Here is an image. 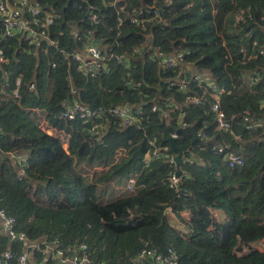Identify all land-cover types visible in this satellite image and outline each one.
I'll return each mask as SVG.
<instances>
[{"label": "trees", "instance_id": "1", "mask_svg": "<svg viewBox=\"0 0 264 264\" xmlns=\"http://www.w3.org/2000/svg\"><path fill=\"white\" fill-rule=\"evenodd\" d=\"M27 1L55 17L50 32L58 48L7 42L8 92L22 80L20 103H5L0 94V209L15 218L16 230L30 242L60 240L69 255L85 243L91 259L108 264H128L146 244L162 255L173 249L180 264H264V252L252 248L264 241V58H246L250 42L264 44V0ZM155 10L159 18L153 20ZM86 38L126 62H115L109 74L97 78L82 74L60 50L81 52ZM175 52L184 53V62L165 69L162 58ZM184 70L203 84L191 82L187 91L172 86ZM33 83L36 91L29 90ZM209 83L225 90L221 104L230 133L216 129L207 95L201 105L186 101L187 94L210 93ZM72 89L81 104L107 112L99 135L91 134L90 124L61 118ZM124 104L144 109L141 124L123 126L108 113ZM153 106L159 110L153 112ZM25 110L45 111L70 141L44 129L69 141L68 148L25 120ZM255 123L262 126L246 129ZM173 134L177 147L188 146L177 165L186 175L180 191L170 188L176 170L166 160L144 165L152 142L171 153ZM226 144L243 156L242 166L229 167L225 153H218ZM20 159L27 161L24 169ZM75 162L103 170L89 183ZM131 177L137 179L134 192L118 195L117 188H125ZM109 188L116 190L110 194L115 198L105 201ZM169 210L187 226L186 237L170 224ZM214 210L227 220L218 222ZM9 243L0 234V254ZM11 245L14 259L6 262L17 264L23 246ZM35 264L58 263L38 254Z\"/></svg>", "mask_w": 264, "mask_h": 264}, {"label": "built area", "instance_id": "2", "mask_svg": "<svg viewBox=\"0 0 264 264\" xmlns=\"http://www.w3.org/2000/svg\"><path fill=\"white\" fill-rule=\"evenodd\" d=\"M153 20L159 18V12L153 11ZM90 19L94 23H98L99 20L96 15H92ZM55 17L49 13H43L39 8L30 6L27 0H0V84L2 85L1 99L7 103L9 100L20 103V82L22 76L17 80V87L9 93L10 89V74L5 69L6 65H9L7 42L9 39H19L31 46L37 48L49 47L58 48V43L51 36L50 28L54 26ZM132 23L136 24L137 21L133 20ZM79 40H83L79 38ZM88 43L85 45L84 50L81 52L66 53L64 50H60L65 58H69L70 62H73L78 71L82 74L90 77L97 78L100 75L109 74L111 72L112 65L117 63H125L123 57L118 54H107L101 50L96 44L93 43L91 38H86ZM249 47L244 44L243 51L249 56L246 58H264V44L260 43L258 39H254L249 43ZM45 47V48H46ZM184 53L175 52L162 58V64L165 69H174L184 62ZM57 63H52V68H56ZM193 73V72H192ZM183 77L179 82H174L172 86H178L180 90L187 91L189 84L192 82L202 85L204 80L199 75H189V70L183 71ZM256 80V79H255ZM211 92H205L203 97H199L193 94L186 95V101L195 105H201L204 101V97L207 95L213 100L212 113L215 116L216 129L223 133L232 132V124L227 120V115L222 108L221 99L225 94L223 88H217L215 84L209 83ZM30 91H36V84L33 83L29 86ZM77 91L72 89L70 99L72 101L66 105L65 109L61 113V118L66 121L80 120L83 125H91L90 132L92 135H99L105 127L103 116L107 113L102 109H91L88 106L81 104L76 99ZM166 108H171L174 105L171 102H165ZM178 110L177 106H174ZM159 108L153 106L152 111L157 112ZM28 112V110H25ZM40 110H34L39 112ZM115 119H118L123 126H132L141 124L145 117L144 109L135 105L124 104L112 108L109 112ZM44 121L39 127L42 132L48 133L44 126L49 125L47 116H44ZM101 121L100 124L97 122ZM262 126L259 123L248 125L246 129L252 130ZM206 137V136H204ZM178 135L173 134L172 139H177ZM153 150L149 152L144 160V165H149L154 160L164 159L168 162L170 167L176 171L171 173L168 179L170 188L180 191L183 186L186 175L181 174L177 176L178 164L175 160L176 154L168 153L160 150L155 142L151 143ZM228 151V152H227ZM218 153L223 154L225 161L231 168L242 166L244 164V158L242 155L230 150L228 144L218 148ZM182 160V159H181ZM20 166L24 169L27 166L25 159H20ZM136 177H131L125 189L128 192L133 193L136 186ZM0 233L9 238L10 242H17L23 246V252L16 259L17 264H35V256L42 255L44 259H49L58 264H108L106 262H96L88 256L89 247L85 243H80L73 254L69 255L65 250L60 240H49L47 238L42 239L39 242H30L25 233H20L16 230V220L13 216L9 215L5 209H0ZM252 248L264 252V241H257L252 244ZM14 259L13 253L7 251L5 254V261H12ZM32 260V262H31ZM128 264H180L176 252L173 249H169L167 254H160L158 248L151 247L146 244L138 255L132 259Z\"/></svg>", "mask_w": 264, "mask_h": 264}, {"label": "rangeland", "instance_id": "3", "mask_svg": "<svg viewBox=\"0 0 264 264\" xmlns=\"http://www.w3.org/2000/svg\"><path fill=\"white\" fill-rule=\"evenodd\" d=\"M44 116H46V112L40 110L39 112L30 111L25 114L24 118L25 120H28V121L32 120V122L35 125L40 127L42 122L44 121V118H43ZM55 138L58 139L61 144L63 143L58 137H55ZM75 165H76L77 170L84 176V179L87 180L89 183H91L96 178H98V174L103 170L101 167L97 168L96 166H91L87 163L75 162ZM125 190L126 189L123 187L117 188V192H119L118 195L126 194ZM114 191L116 190L109 188L107 190V194H105L104 196V200L108 201V200L114 199L115 197L110 195L111 193H114ZM185 216H187L188 219H190L189 213H183V217L187 219ZM167 217H168L170 224L173 226V228H175L179 232L180 235L186 237L188 233L187 226L183 224L181 221H179L175 216L171 215V213L167 214Z\"/></svg>", "mask_w": 264, "mask_h": 264}, {"label": "crops", "instance_id": "4", "mask_svg": "<svg viewBox=\"0 0 264 264\" xmlns=\"http://www.w3.org/2000/svg\"><path fill=\"white\" fill-rule=\"evenodd\" d=\"M49 125H50V127L53 129V130H55L56 131V134L57 133H62V134H64V135H66L64 132H60V131H58L57 129H55L50 123H49ZM42 131V130H41ZM48 135V134H47ZM50 136H54V137H57V135L55 136L54 134H51ZM68 138H69V141H70V137L68 136V135H66ZM69 141H68V143L66 144V145H64L63 143V147L65 148V149H67L68 148V146H69ZM167 214H170V210L167 212ZM172 215V214H171ZM174 216V215H173ZM214 216L216 217V219L218 220V222H220V223H223V222H225L226 220H227V217H226V215L224 214V212H222V211H218V210H214ZM187 219H188V217L187 216H185ZM1 234V233H0ZM2 235V234H1ZM12 247V245H11V242L8 244V251H10V248ZM5 254L6 253H4V254H0V264H8L6 261H3L2 260V256H5ZM31 262H32V260H31Z\"/></svg>", "mask_w": 264, "mask_h": 264}, {"label": "water", "instance_id": "5", "mask_svg": "<svg viewBox=\"0 0 264 264\" xmlns=\"http://www.w3.org/2000/svg\"><path fill=\"white\" fill-rule=\"evenodd\" d=\"M68 102L69 103L71 102L70 98L68 99ZM170 144H171V153L176 154L175 160H176L177 164L180 165L183 153L188 150V146L177 147L174 144V139L170 140ZM181 174H182L181 171L177 172V176H180ZM2 260L5 261V256H2Z\"/></svg>", "mask_w": 264, "mask_h": 264}]
</instances>
